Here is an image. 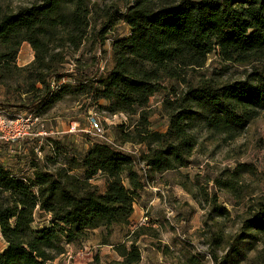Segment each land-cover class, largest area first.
<instances>
[{
  "label": "trees",
  "instance_id": "obj_1",
  "mask_svg": "<svg viewBox=\"0 0 264 264\" xmlns=\"http://www.w3.org/2000/svg\"><path fill=\"white\" fill-rule=\"evenodd\" d=\"M124 1L125 12L116 11L114 17L130 34L112 43L114 67L104 77L81 74L74 87H52L53 72L62 63L56 51L78 50L86 39L89 0H34L14 13L0 6V80L25 72L29 87L24 94L38 95L31 109L54 105L74 90L92 93L95 102L106 101L111 114L140 112L142 119L164 80L181 82L186 89L164 101L169 111L164 134L143 130L133 138L124 135V142L146 145L142 162L158 174L189 165L198 129L232 140L264 113V0ZM24 43L35 56L29 66L18 68L14 63ZM213 53L251 67V74L223 85L212 79L189 85L188 71L203 68ZM79 168L82 178L72 174ZM98 174L107 182L103 194L90 182ZM144 187L135 159L103 143H93L80 161L71 159L62 170H35L32 178L16 176L0 164V235L7 244L0 264H54L65 244L86 240V233L128 226ZM37 213L50 216L40 230L33 228ZM245 225L264 234V204ZM115 251L120 261L110 264L141 260L136 242Z\"/></svg>",
  "mask_w": 264,
  "mask_h": 264
},
{
  "label": "rangeland",
  "instance_id": "obj_2",
  "mask_svg": "<svg viewBox=\"0 0 264 264\" xmlns=\"http://www.w3.org/2000/svg\"><path fill=\"white\" fill-rule=\"evenodd\" d=\"M33 2L0 0V6L7 13H14ZM89 3L88 35L78 50L64 47L56 51L62 63L53 72L52 87H74L81 74L97 73L104 77L114 67L112 43L130 34L122 19L114 17L116 11L125 12L128 2L89 0ZM105 25L108 28L104 34ZM19 50L14 64L25 68L34 60L35 53L26 43ZM250 74L251 67L225 62L213 53L207 56L203 68L188 71L185 79L192 87L202 79L223 85L244 80ZM26 76L21 72L0 80V114L6 120L30 115L38 119L31 136L15 144L0 141V164L5 170L24 178H32L35 170L55 173L71 159L80 161L93 143H103L132 156L145 185L137 194L135 214L128 226L86 233V240L65 244L64 254L54 264L120 261L115 247L130 241L137 242L140 249L139 264H264V234L245 225L259 204H264L263 112L232 140L198 129L189 165L158 174L150 172L142 162L146 145L124 142V135L133 138L143 130L164 134L169 125L164 101L173 100L186 85L164 80L161 92L150 98L142 119L140 112L134 116L111 114L106 101L95 102L92 93L81 95L73 93L74 90L64 93L54 105L31 109L38 95L24 94L29 87ZM90 116L100 122L104 139L86 133ZM114 116L117 118L112 120ZM72 174L82 178L83 169ZM90 182L98 194L104 193L107 182L102 175ZM124 185L128 187L127 181ZM145 214L148 221L141 223ZM49 218L37 213L33 228L48 226ZM6 248L0 235V253Z\"/></svg>",
  "mask_w": 264,
  "mask_h": 264
},
{
  "label": "built area",
  "instance_id": "obj_3",
  "mask_svg": "<svg viewBox=\"0 0 264 264\" xmlns=\"http://www.w3.org/2000/svg\"><path fill=\"white\" fill-rule=\"evenodd\" d=\"M123 116V115H121ZM117 116H114L112 120H115ZM38 121L36 117L25 116V117H16L14 119L6 120L3 114H0V141L6 143L15 144L25 137H29L32 134V127ZM88 129L87 134L100 139L103 137V129L98 122V119L94 116H90L87 120ZM148 221V216L143 215L140 219L141 223H146ZM68 259H71L70 256H67Z\"/></svg>",
  "mask_w": 264,
  "mask_h": 264
},
{
  "label": "crops",
  "instance_id": "obj_4",
  "mask_svg": "<svg viewBox=\"0 0 264 264\" xmlns=\"http://www.w3.org/2000/svg\"><path fill=\"white\" fill-rule=\"evenodd\" d=\"M133 208H134V206H133ZM134 214H135V213H133V215H134ZM133 215H132V216H133ZM132 216H131L129 222H131ZM93 231H96V230H93ZM128 244H129V243H128ZM136 245H137V242H136Z\"/></svg>",
  "mask_w": 264,
  "mask_h": 264
}]
</instances>
